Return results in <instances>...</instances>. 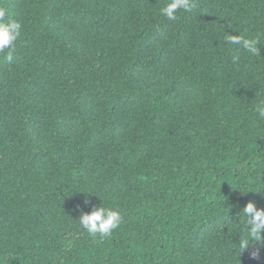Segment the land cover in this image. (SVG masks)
I'll return each mask as SVG.
<instances>
[{"label":"trees","instance_id":"1","mask_svg":"<svg viewBox=\"0 0 264 264\" xmlns=\"http://www.w3.org/2000/svg\"><path fill=\"white\" fill-rule=\"evenodd\" d=\"M167 2L0 0L23 25L0 52V264H264L237 245L264 208V0ZM101 200L123 215L102 241L76 223Z\"/></svg>","mask_w":264,"mask_h":264},{"label":"clouds","instance_id":"2","mask_svg":"<svg viewBox=\"0 0 264 264\" xmlns=\"http://www.w3.org/2000/svg\"><path fill=\"white\" fill-rule=\"evenodd\" d=\"M195 7V0H168L160 8L159 13L168 20H175L177 12H190ZM6 17L8 18L6 19ZM22 29V23L10 18L7 9L0 7V52L6 51V58L9 61L12 59V53L15 51L16 42L21 37ZM224 43L226 45L240 46L244 51L253 56L260 55L258 47L260 41L258 38H245L240 35L226 33ZM239 59L238 55L233 56L231 62L238 64ZM254 111L259 119L264 120V100L256 103ZM237 167H242V165H238ZM254 192L261 193L264 190H256ZM84 203L89 204L90 201L86 199ZM77 210L81 212V215L76 223L94 240L99 238L102 241L110 237L123 222L121 212L106 206L103 201L99 206L92 205L91 210L88 212L83 211L79 206H77ZM241 213L246 219L243 222V234L238 238L237 245L240 249L239 252L245 251L251 245L264 244V208H259L255 201L250 200L237 214L239 218ZM258 255L259 249L251 252L253 259L257 258Z\"/></svg>","mask_w":264,"mask_h":264}]
</instances>
